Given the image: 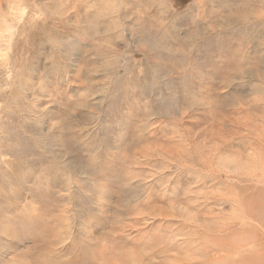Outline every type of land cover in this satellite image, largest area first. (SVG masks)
Wrapping results in <instances>:
<instances>
[{"label":"rangeland","instance_id":"1","mask_svg":"<svg viewBox=\"0 0 264 264\" xmlns=\"http://www.w3.org/2000/svg\"><path fill=\"white\" fill-rule=\"evenodd\" d=\"M122 1L0 0V264H264V0Z\"/></svg>","mask_w":264,"mask_h":264},{"label":"bare ground","instance_id":"2","mask_svg":"<svg viewBox=\"0 0 264 264\" xmlns=\"http://www.w3.org/2000/svg\"><path fill=\"white\" fill-rule=\"evenodd\" d=\"M122 3H123V1L122 0H119V3H118V6H120V7H122ZM255 178V180H253V182L252 183H254V185H255V187H256V189H257V191H255L256 192V194H260L261 193V190L260 189H262L263 187H264V172L262 173V174H259V175H257V176H255L254 177ZM235 189V188H234ZM263 191V190H262ZM254 193V192H253ZM196 194V193H195ZM236 194H238V193H236ZM253 196H255V195H253ZM232 199V202L236 205V204H238L239 203V201H240V199H239V197H232L231 198ZM206 201V200H205ZM211 201V200H210ZM261 204V203H260ZM240 205V204H239ZM205 206V205H204ZM257 206V205H256ZM189 207V206H188ZM191 207V206H190ZM261 207V206H260ZM263 208H264V206H263ZM196 210V209H195ZM194 220V221H193ZM191 221V220H190ZM204 221H208V219H206L205 218V220ZM195 222V217H193V219H192V221H191V223L193 224ZM217 222V221H216ZM185 223V225L186 226H189V225H191V224H188L187 223V221L186 222H184ZM219 223V229H218V231H219V233L217 232V231H215V232H213V233H211V234H208L207 232H210V231H207V230H205L204 228H202V237H203V239H204V242H205V244H204V246H206L207 244H209V246H211L210 244H212V246H214L213 248H214V251H216V253H214V251H213V254H209V256L212 258V260H210V262L208 263V264H221L220 262H222V261H224L225 259H227V258H230L231 260L233 259V264H235L236 262H235V257L237 256V254H240V253H243V251H248V250H251L252 249V252H253V258H255L257 255H258V253H259V251L260 250H258V248L256 247V241H258V239L260 238V234H258L257 233V235L255 234V238L256 239H254L253 240V242H251V241H246V242H242V243H240V244H236V245H234V242H233V240H232V236H233V234L234 233H236L237 231H239V230H242L240 227H239V222H238V218H236V217H233V219L231 220V224H226V223H221V222H218ZM195 224V223H194ZM194 224H193V229H194ZM241 224H247V223H245L244 221H241ZM227 226H228V228H231V231L230 232H228L227 231ZM119 227V226H118ZM117 227V228H118ZM120 228V227H119ZM124 228V227H123ZM196 228H197V230H199L201 227L199 226L198 227V225L196 226ZM215 228V227H214ZM113 229V228H112ZM189 229V228H188ZM194 232H195V230H193ZM192 231V232H193ZM256 231H258V230H256L255 229V227L253 226V229H252V231L251 232H253V233H256ZM92 232V231H91ZM94 233H96V231H94ZM200 233V232H199ZM92 234V233H91ZM196 234V233H195ZM152 235H153V240H154V242L157 240V241H159L158 239H160L161 237H162V231H160V230H157V231H154L153 233H152ZM259 235V236H258ZM112 236V235H111ZM114 236V235H113ZM125 236V235H124ZM130 236V235H129ZM193 236V235H192ZM248 236V235H247ZM258 236V237H257ZM121 237H123V236H121V235H117V237H114V238H117V239H120ZM130 237H132V236H130ZM130 237L129 238H126V239H130ZM197 237H199V236H197ZM201 237V238H202ZM137 238V237H136ZM192 238V237H191ZM133 239V238H132ZM250 239V238H249ZM152 239H149V238H146V237H144L143 239H141V243L142 244H144V245H140L139 247H140V249H141V251H142V253L145 255V257L147 258V259H149V257H148V255H153V258H154V260L156 259V256L157 257H162L163 255L160 253V249H158V248H153V249H150V248H148L147 249V247H148V243L150 244L152 241H153ZM161 240V239H160ZM202 240V239H201ZM175 241V240H174ZM260 241H261V238H260ZM153 242V243H154ZM193 242V238H192V240H191V242L189 243V242H187V244H186V242H185V244H186V246L187 247H193V245H194V243H192ZM200 242V241H199ZM198 243V242H197ZM262 243V242H261ZM138 244V243H137ZM152 244V243H151ZM154 245L152 244L151 246H149V247H153ZM258 246V245H257ZM260 247V246H259ZM194 248V247H193ZM209 248V247H208ZM188 251H190L191 249H187ZM210 250V249H209ZM209 250H207V253L206 254H208L209 253ZM161 251H162V249H161ZM187 251V256L188 257H190L191 258V256H190V254H189V252ZM163 252V251H162ZM205 252V251H204ZM203 252V253H204ZM264 252V251H263ZM260 254H263L262 252H260ZM162 255V256H161ZM213 256V257H212ZM205 257V256H204ZM264 258V257H263ZM176 259V258H175ZM210 259V258H209ZM229 259V260H230ZM261 258H259V260H260ZM172 260V259H171ZM174 260V259H173ZM172 260V261H173ZM257 260V259H256ZM226 261V260H225ZM224 261V262H225ZM241 261V260H240ZM264 261V260H263ZM181 262V261H180ZM177 259H176V262H175V264H179L180 263ZM242 262H243V260H242ZM260 261H258V263H259ZM184 263V262H183ZM238 263V262H237ZM236 263V264H237ZM251 263V262H250ZM249 263V264H250ZM254 263H256V262H254ZM253 263V264H254ZM262 263H264V262H262ZM182 264V263H181ZM238 264H240V263H238ZM244 264V263H243ZM261 264V263H260Z\"/></svg>","mask_w":264,"mask_h":264}]
</instances>
